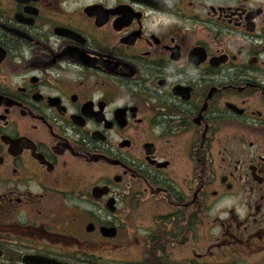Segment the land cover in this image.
<instances>
[{
    "label": "flooded vegetation",
    "instance_id": "obj_1",
    "mask_svg": "<svg viewBox=\"0 0 264 264\" xmlns=\"http://www.w3.org/2000/svg\"><path fill=\"white\" fill-rule=\"evenodd\" d=\"M109 251L264 264V0H0V264Z\"/></svg>",
    "mask_w": 264,
    "mask_h": 264
},
{
    "label": "water",
    "instance_id": "obj_2",
    "mask_svg": "<svg viewBox=\"0 0 264 264\" xmlns=\"http://www.w3.org/2000/svg\"><path fill=\"white\" fill-rule=\"evenodd\" d=\"M106 235H108V237H113L114 236V232L109 230V231H105ZM29 264H53L50 261L47 260H43V259H39V260H34V261H30L28 262Z\"/></svg>",
    "mask_w": 264,
    "mask_h": 264
},
{
    "label": "rangeland",
    "instance_id": "obj_3",
    "mask_svg": "<svg viewBox=\"0 0 264 264\" xmlns=\"http://www.w3.org/2000/svg\"><path fill=\"white\" fill-rule=\"evenodd\" d=\"M108 253H109V255H108L109 264H116L117 252L109 251Z\"/></svg>",
    "mask_w": 264,
    "mask_h": 264
}]
</instances>
